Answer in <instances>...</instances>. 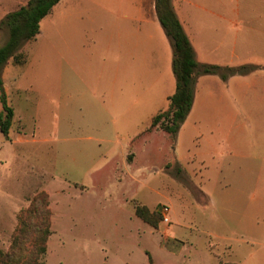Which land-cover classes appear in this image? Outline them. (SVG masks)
Instances as JSON below:
<instances>
[{"label": "rangeland", "instance_id": "1", "mask_svg": "<svg viewBox=\"0 0 264 264\" xmlns=\"http://www.w3.org/2000/svg\"><path fill=\"white\" fill-rule=\"evenodd\" d=\"M28 1L0 0V21ZM233 2L172 5L196 45V38L233 41L242 35L233 31ZM131 16L134 12H107L85 2L64 17L53 9L40 22V34L19 50L25 62L11 60L3 69L0 95L6 94L14 119L9 140L0 132V250L9 251L19 213L42 195L49 202L51 235L41 264H264V238L242 243L246 237L233 221V200L248 203L253 190L234 188L239 186H233V139H217L226 130L224 104L196 107L174 137L149 130L167 100L144 67L139 107H125L111 121L95 120L100 109L90 93L97 77L79 78L88 88L76 80L56 84L60 72L116 65L118 38H144L148 29L159 38L160 57L171 56L159 21L146 26L123 18ZM5 38L0 32V46ZM246 62L232 59L235 66ZM226 90L233 109V80ZM82 94L83 102L74 101ZM135 205L158 215L157 228L135 215ZM162 206L170 209L168 225L162 223ZM28 235H37L36 228Z\"/></svg>", "mask_w": 264, "mask_h": 264}, {"label": "crops", "instance_id": "2", "mask_svg": "<svg viewBox=\"0 0 264 264\" xmlns=\"http://www.w3.org/2000/svg\"><path fill=\"white\" fill-rule=\"evenodd\" d=\"M178 1L184 9L192 5V0ZM84 2L107 12H134L135 16L123 17L130 23L142 22L146 26H155L158 20L156 0H61L53 9L55 11L61 9L64 17L67 12L79 11ZM179 21L186 33L183 23L180 19ZM233 31L242 35L244 32V38L242 35L239 37L238 34L233 36V41L196 38L195 45L186 33L197 63L221 66L222 73L228 76L223 80L220 75H199L194 87L193 105L188 115L196 111V107L197 110L203 106L219 108L224 104L227 110L224 123L226 130L223 132L220 130L217 139L220 142L233 139V186H239L234 188L241 193L247 188L253 190L252 200H248V203L245 200H233V221L236 220L235 225H238L241 236L246 237V240L241 239V242L255 245L257 236L261 235L264 238V0H246L244 4L235 0ZM110 38L105 37L103 41L110 43ZM117 42L120 53L116 65L113 64L104 70L84 69L79 72H67L66 76H62L61 72L59 76L57 75L56 84L60 88L62 83L68 80H76L77 86L87 87L89 82L79 78L86 79L91 74L97 77L90 93L92 101L100 109L95 120L102 118L111 121L125 107L130 110L139 107L143 93V67L144 74L151 78L150 82L158 87L160 95L166 100L175 92L176 82L173 80L172 71L173 51L171 56L164 53L165 55L160 57L163 52L158 47L159 38L153 37L150 29L144 38L119 37ZM200 54L205 57L204 61L199 60ZM211 57L213 60H210ZM232 59L233 62L248 60L244 65L251 69H247L248 73L244 75H228V68L240 67L235 66ZM102 76L105 77L104 80H101ZM232 80L233 109L232 101L226 95V89ZM83 97L82 94L74 101L83 102L84 98H87ZM131 155L127 157L128 162ZM206 202L208 206L213 205V200Z\"/></svg>", "mask_w": 264, "mask_h": 264}, {"label": "trees", "instance_id": "3", "mask_svg": "<svg viewBox=\"0 0 264 264\" xmlns=\"http://www.w3.org/2000/svg\"><path fill=\"white\" fill-rule=\"evenodd\" d=\"M60 1L29 0L25 6L9 12L0 21V32L6 36L3 45L0 46V90L3 88V69L11 60L16 64L25 62L19 50L25 43L34 40L40 34V22ZM155 8L157 19L172 46V71L176 87L173 95L167 99V109L152 119L149 130L160 129L175 137L191 111L197 77L220 75L223 80H226L228 76L222 73L221 66L197 63L193 47L173 9L172 0H156ZM249 68L247 66L237 69L228 68L227 72L228 75H244L248 73ZM232 70L233 73L229 72ZM0 103L2 105L0 132L6 140H9L14 110L9 105L5 93H1ZM135 215L151 227L157 228L158 215L147 207L135 205ZM33 217H36V224L31 222ZM31 228H36L37 235H28ZM50 228L49 202L39 195L32 201L29 209L19 213L18 227L13 235L9 251L5 253L0 250V264H41L39 259L46 254V243L51 235ZM25 244L32 246L30 252H27ZM149 262L153 264L151 260Z\"/></svg>", "mask_w": 264, "mask_h": 264}, {"label": "built area", "instance_id": "4", "mask_svg": "<svg viewBox=\"0 0 264 264\" xmlns=\"http://www.w3.org/2000/svg\"><path fill=\"white\" fill-rule=\"evenodd\" d=\"M160 215L163 224H170V209L167 206H162L160 210Z\"/></svg>", "mask_w": 264, "mask_h": 264}]
</instances>
